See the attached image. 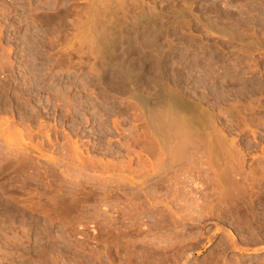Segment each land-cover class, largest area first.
<instances>
[{
    "label": "rangeland",
    "instance_id": "obj_1",
    "mask_svg": "<svg viewBox=\"0 0 264 264\" xmlns=\"http://www.w3.org/2000/svg\"><path fill=\"white\" fill-rule=\"evenodd\" d=\"M121 3L125 5L122 7ZM117 4L121 5L122 11H118ZM141 4L145 11L140 7ZM151 7L154 8H152L153 11L163 12L165 15L159 17L156 12L153 13L158 17L150 15ZM196 7L199 9L197 10ZM186 9L188 11H185ZM147 10L148 13L151 11L148 15L152 17L145 16L149 19L155 17L152 23L159 22L158 24L151 25L149 19L146 22L145 16L146 21L140 22L141 20L137 19V15L141 18ZM182 10L184 15L180 14ZM112 12L115 13L114 15H118L117 12H119V15H116L117 21ZM121 15L129 20L126 18L124 21ZM185 15H187L186 18H184ZM134 16L137 21L133 18ZM175 16L179 18L175 19ZM121 20L125 23L131 21V26L127 23L123 25L124 22ZM133 20L135 25L140 24L132 25ZM118 21L122 22L123 26L117 23ZM145 22L150 23L151 27L149 24L144 25ZM118 24L122 30H119ZM128 27L134 29L129 30ZM114 31H117L115 37L111 35ZM121 31L124 37L119 36ZM97 47L99 48L96 49ZM100 47L105 49L103 54L98 55L97 52L102 49ZM113 47L117 50V54L114 49H111ZM112 53L115 54L113 62L110 61L113 58ZM102 55L104 58L109 57L105 58L107 63L101 57ZM96 56H100L98 61H95ZM120 59L123 61L121 62ZM96 62L99 65L102 64L103 68L102 66L99 68L98 64L95 65ZM110 63L116 68L110 67ZM118 64H121L122 68L119 67L120 73ZM91 65L93 68L90 67ZM94 67L99 68L97 69L99 76ZM88 68L93 69L94 71L91 70L93 73H87ZM111 70L115 71L114 74ZM123 70L126 73L131 72L129 74L131 78ZM125 77L129 79L126 80ZM39 78H42V82ZM32 84L42 86L34 89ZM127 85H131L130 90ZM163 87L168 90L167 92H174L173 94L177 97L184 93L180 98L187 100L191 98L189 101L192 103L194 101L195 105H200L199 101H202V107H200L203 111L207 110L209 114L213 112L212 116L215 113L216 126L221 128L224 135L227 134L225 136L227 140L225 139L224 142L226 144L230 142V148L232 146L233 149L235 146L236 151L237 149L243 151L241 161L242 156L228 148L229 145L226 147L224 143L228 149L225 147L226 151L222 149L225 153L231 150L230 154L227 152L229 156L226 155V158L229 157L237 164L241 162L244 167L240 177L237 176L238 181L249 176L247 178L249 181L244 180L243 187L240 185L243 182L240 181L239 189L235 191L237 196L241 197L244 194L245 201L243 200L240 205L242 209L239 206L237 209L229 205L224 207L225 203H219V199L215 197L221 196L218 194L219 191L215 190V192L211 187L206 190L208 183L203 177L200 178L201 184L198 179V191V187L191 188L199 194L192 191L188 199L180 202L177 199H182L181 193L185 188L180 181L182 176L177 181L181 186L179 184L172 186L171 182L176 183V180L170 181L169 178L165 185L159 186L161 188L159 190L158 186L152 189L156 187L155 182L158 179L154 181L155 177H153L149 180L147 176L146 178L140 175L148 169L147 161L145 166V158L154 161L156 157L148 158L146 154L141 153L143 156H140L143 158H138V162V159L136 160L138 156H134L141 152L139 150L141 147L137 148L138 144L132 142L134 139L143 141L146 137H143L146 124L141 114L143 113L141 107L138 104H132L137 103L135 101L137 95L152 93L154 95H150L153 97L157 94H165ZM79 88H81L80 91ZM156 88L161 89L162 92ZM155 90L160 92L156 94ZM57 91H60L58 94H65L58 95ZM18 94L19 97H17ZM148 94L147 96H150ZM82 98H87V101ZM0 100L3 101H0L2 106L0 120L11 118L15 124L18 122L14 128L20 135L16 130L17 136L15 134L12 136L14 132L9 134L14 128L3 134L2 131L5 128L1 124L4 129L0 130V264H141L142 261H139V258L144 259L143 264H264L262 251L264 249V0H0ZM7 101L11 102L10 105ZM25 102L30 106L27 107ZM87 102L91 105L89 106ZM78 104L81 105L78 106ZM94 104L96 109L93 107ZM136 106L139 108H135ZM2 109H6L7 112ZM231 109L236 112L239 110L240 115L239 112H231ZM29 110L31 113L28 112ZM37 111L40 112L39 116ZM131 133L132 135L134 133V136L130 135ZM18 136L19 139L16 138ZM75 151H77L76 154H74ZM127 155L132 162L129 157H126ZM232 155L233 157L236 155L235 159ZM142 159H145L144 163ZM230 159H228L229 163L232 164ZM127 160L128 166L130 165L128 172L125 171L128 167ZM157 160L154 162L156 163ZM80 161L83 164L78 167ZM223 161L222 163L226 162ZM222 165L225 168L226 163ZM131 166L137 171L141 170L133 171ZM139 167L144 168L142 170ZM145 167L146 170H144ZM132 171L137 175H130L133 174ZM127 173L130 174L127 175ZM145 173L148 175L147 172ZM152 180L154 184L150 186ZM142 181L150 183L149 186ZM138 184L141 185H139L140 189ZM246 185L248 189L250 188L249 190L244 189L247 188ZM173 187L177 193L181 187L183 188L177 195V193L174 194ZM252 188L254 190H251ZM206 191L212 195L203 193ZM244 192L249 195L255 194L248 196ZM204 194L209 202L204 199L206 198ZM172 195L176 196L172 197ZM211 196L215 197L214 201ZM146 197L150 199L148 201L151 205L148 201L146 203ZM189 197L201 198L195 203ZM251 197L255 199L254 203ZM151 199H153L152 202H150ZM176 200L181 203V206ZM200 200L208 204L214 202V208H220L219 211L211 206L213 204L210 206L203 204L204 208L209 207H206V210L213 212L210 211L212 217L210 215L206 218V213L209 212L201 206ZM247 202L251 203L247 204ZM186 205L191 212H194V216ZM246 205L248 206L245 207ZM151 206L156 209L151 210ZM195 206L200 211L205 210L203 218H200L202 212ZM193 207L195 210H192ZM221 208L224 211L228 209L230 214L229 212L226 214V211L220 212ZM182 209L184 212L187 209L189 214L186 211L187 214L182 215L183 211H178ZM238 209L239 211H235ZM151 211L153 213H150ZM195 211L197 214L200 213L197 219ZM243 211L248 216H243L245 214ZM174 212L182 215L178 221L184 224H178ZM214 213L215 216H213ZM217 213L218 217H216ZM234 214H237V217L240 216L234 219L232 218ZM247 217L250 219L248 220ZM110 218L113 221L107 220ZM185 218L187 221H184ZM198 219L200 223L196 221ZM241 220H244L243 223ZM174 221L177 222L176 225ZM193 221L196 222L193 223ZM142 242L151 243L155 247L151 244V246L148 244V247L143 244L144 246H141L139 250ZM158 244L161 246H157ZM240 259L244 262L242 263Z\"/></svg>",
    "mask_w": 264,
    "mask_h": 264
},
{
    "label": "bare ground",
    "instance_id": "obj_2",
    "mask_svg": "<svg viewBox=\"0 0 264 264\" xmlns=\"http://www.w3.org/2000/svg\"><path fill=\"white\" fill-rule=\"evenodd\" d=\"M109 1V0H108ZM111 1V0H110ZM116 1V0H115ZM197 1V0H196ZM188 2V1H187ZM125 3V2H124ZM122 4L121 3V5H122V7L125 5V4ZM216 3V2H215ZM98 4H100V3H98ZM119 4V3H118ZM118 4H117V6H118ZM145 4V3H144ZM193 3H191V5H192ZM195 4V3H194ZM120 5V6H121ZM195 5H197V4H195ZM210 5V4H209ZM120 6H118L117 8H118V11L120 10V11H122L123 10V8L121 9V7ZM138 6H140V5H138ZM137 6V7H138ZM146 6V5H145ZM156 6V5H155ZM189 6H190V4H189ZM189 6L187 7V9L189 8ZM193 6V5H192ZM191 6V8H193ZM100 7V6H99ZM109 7V6H108ZM119 7H120V9H119ZM133 7V6H132ZM140 7H142L143 8V4H141V6ZM150 7V6H149ZM154 7V6H153ZM153 7H151V8H149V9H151L152 10V13H151V11H149V13H148V10H147V13L145 12L144 13V15H142V19L141 18H139V15H137L138 16V18L137 19H140L141 21L140 22H142V20H144V21H146V22H148L149 20H151V21H149V22H151L152 23V20L155 18H153V19H149L147 16H149L148 14H150V15H154V13L153 12H156L155 10L153 11ZM105 8V7H104ZM116 8V7H115ZM114 8V9H115ZM116 8V9H117ZM153 8V9H152ZM197 8V7H196ZM208 8V7H207ZM115 9V10H116ZM156 9V8H155ZM185 10V11H188V10ZM199 9V7L197 8V10ZM110 10V9H109ZM114 10V12L116 13V11ZM162 10V9H161ZM184 10V9H183ZM180 11V14L182 13V12H184V11ZM105 11H106V9H105ZM126 12L128 11V10H125ZM124 11V12H125ZM137 11V10H136ZM143 11H145V9L143 8ZM189 11H191L190 9H189ZM193 11H195V10H193ZM205 11V10H204ZM86 12V11H85ZM98 12H99V10H98ZM114 12H112L113 14L112 15H114L115 13ZM161 12V11H160ZM118 13V15H119V12H117ZM157 13V12H156ZM194 13V12H193ZM142 14H143V12H142ZM157 14H159V17H163L162 15H165V14H163V12L162 13H157ZM160 14H161V16H160ZM188 14H189V12H188ZM107 15V14H106ZM117 15V14H116ZM116 15H114L115 16V18H116V21H117V19H118V17H116ZM117 15V16H118ZM123 15H126L127 16V14H125V13H123ZM123 15H121V17L123 16ZM145 15H147V16H145ZM156 15V14H155ZM154 15V16H155ZM181 15H184L183 13L181 14ZM189 15H191V13L189 14ZM197 15V14H196ZM207 15V14H206ZM102 16H104V15H102ZM132 16V15H131ZM141 16V15H140ZM147 17L146 18V20L144 19L145 17ZM186 16L187 15H185V17L184 18H186ZM110 17V16H109ZM150 17V16H149ZM152 17V16H151ZM150 17V18H151ZM156 17H158V15H156ZM173 17V16H172ZM176 17L177 16H175V19H176ZM180 17H183V16H180ZM127 17H125L124 18V16L121 18V19H124V21H126L125 19H126ZM134 19H135V16L133 17ZM165 18V17H164ZM179 17H177V19H178ZM59 19V18H58ZM128 19V18H127ZM149 19V20H148ZM159 19V18H158ZM162 19V18H161ZM174 19V18H173ZM183 19V18H182ZM64 20V19H63ZM62 20V21H63ZM119 20H120V18H119ZM129 20V19H128ZM127 20V21H128ZM162 20H164V19H162ZM222 20V19H221ZM99 21V20H98ZM115 21V20H114ZM121 21H123V20H121ZM123 21V22H124ZM135 21H137L136 19H135ZM134 20H133V22H132V25L134 24L135 25V22ZM139 21V20H138ZM155 21H157V20H155ZM159 21V20H158ZM104 22V21H103ZM146 22L144 23V25L146 24ZM164 22V21H163ZM176 22V21H175ZM113 23V22H112ZM117 23H119V21L117 22ZM122 23V22H121ZM121 23H119L120 25H122ZM127 23V25L129 24L130 26H131V21H130V23L129 22H126ZM126 23L124 22L123 23V25H126ZM156 23V22H155ZM154 23V24H155ZM159 22H157L156 24H158ZM105 24V23H104ZM109 24V23H108ZM111 24V23H110ZM118 24V25H119ZM140 24V23H139ZM138 24V25H139ZM142 24V23H141ZM149 24V26H150V23H148ZM148 24H146V25H148ZM153 23L151 24V25H154ZM114 25V24H113ZM115 25H116V23H115ZM120 25L118 26V27H120ZM122 25V26H123ZM137 25V24H136ZM135 25V26H136ZM137 25V26H138ZM143 25V24H142ZM204 25V24H203ZM149 26H146V27H149ZM117 27V28H118ZM125 27V26H124ZM127 27V26H126ZM132 27H134V26H132ZM131 27V28H132ZM139 27H141V25L139 26ZM138 27V28H139ZM151 27V26H150ZM149 27V28H150ZM153 27V26H152ZM103 28V27H102ZM106 28V27H105ZM114 28H115V26H114ZM122 27H120L119 28V30L121 29ZM129 28V27H128ZM131 28H129V30L131 29ZM207 28V27H206ZM134 28H132V30H133ZM141 29H143V28H141ZM153 29V28H152ZM92 30V29H91ZM119 30H118V32H119ZM122 30V29H121ZM124 30V29H123ZM132 30H131V33H132ZM137 30V29H136ZM139 30V29H138ZM156 30V29H155ZM207 30H208V28H207ZM101 32V31H100ZM104 32V31H103ZM117 32V31H116ZM115 31H114V34H111L113 37H115L116 36V33ZM127 32V31H126ZM160 32V31H159ZM209 32V31H208ZM110 33V32H109ZM113 33V32H112ZM122 33V31L120 32V34ZM129 33V32H128ZM127 33V34H128ZM151 33V32H150ZM156 33V32H155ZM211 33V32H210ZM119 34V36H122L123 35V37H124V34L122 33L121 35ZM127 34H125V35H127ZM130 34V33H129ZM172 34V33H171ZM100 35V34H99ZM117 36H118V33H117ZM118 36V37H119ZM130 36V35H129ZM155 36H157V35H155ZM113 37H111V38H113ZM128 37V36H127ZM132 37V36H131ZM137 38H138V35H137ZM136 38V39H137ZM154 38V37H153ZM152 38V39H153ZM156 38V37H155ZM154 38V39H155ZM94 39V38H93ZM101 39V38H100ZM114 40H115V38H113ZM117 39V38H116ZM120 40H121V37L119 38ZM123 39V38H122ZM125 39V38H124ZM130 39V38H129ZM129 39H127V41L129 40ZM157 39V38H156ZM162 39V38H161ZM114 40H112L113 42H114ZM133 39H131V41H132ZM92 41V40H91ZM116 41V40H115ZM125 41V40H124ZM126 41V42H127ZM156 41V40H155ZM94 42V41H93ZM108 42V41H107ZM118 42H119V40H118ZM121 42H123V41H121ZM173 42V41H172ZM105 43V42H104ZM111 43V42H110ZM116 43V42H115ZM106 44V45H105ZM105 44H103V45H105V46H107V43H105ZM112 44H114V43H112ZM137 44V43H136ZM96 45V44H95ZM115 45V44H114ZM120 45V44H119ZM126 45V44H125ZM129 45V44H128ZM130 45H131V43H130ZM129 45V46H130ZM100 46H101V44H100ZM121 46H122V44H121ZM124 46V45H123ZM127 47V46H126ZM99 47H97L96 49H98ZM100 48H102V47H100ZM120 48V47H119ZM122 48V47H121ZM120 48V49H121ZM123 48H125V47H123ZM129 48V47H128ZM131 48H133V47H131ZM161 48V47H160ZM167 48V47H166ZM103 49H105V48H102V49H99V50H101L100 52H97L98 53V55L100 54H103L102 52H103ZM111 49H114L115 50V48L113 47V48H111ZM98 50V51H99ZM114 50H111L112 52L114 51ZM121 50H125V49H121ZM116 51V54H117V50H115ZM118 51H119V49H118ZM159 51V50H158ZM127 52V51H126ZM115 53V52H114ZM114 53H112L113 54V58L110 60V59H108V60H110L111 62H113L114 60ZM123 53H125V52H123ZM96 54V53H95ZM110 54V53H109ZM160 54V53H159ZM35 55V54H34ZM122 55V54H121ZM104 55H102L101 57L102 58H104L103 57ZM106 56H107V54H106ZM129 56V55H128ZM160 56V55H159ZM97 57V56H96ZM95 57V58H96ZM100 57V56H99ZM99 57H97L96 59H95V61L97 60L98 61V58ZM118 57H119V55H118ZM106 58V57H105ZM105 58L103 59L105 62H106V60H105ZM107 58H109V57H107ZM106 58V59H107ZM116 58V57H115ZM120 58V57H119ZM118 58V59H119ZM130 58V57H129ZM160 59V58H159ZM44 61V60H43ZM51 61V60H50ZM101 61V60H100ZM118 61V60H117ZM120 61L122 62L123 60H121L120 59ZM104 62V63H105ZM109 62V61H108ZM120 62V63H121ZM60 63V62H59ZM107 63V62H106ZM115 64H116V62H114ZM128 63V62H127ZM132 63V62H131ZM134 63V62H133ZM98 63L96 62V64L95 65H97ZM109 64V63H108ZM108 64H107V67H108ZM121 64H123V63H121ZM120 64V65H121ZM32 65V64H31ZM79 65V64H78ZM82 65V64H81ZM99 65V64H98ZM110 67H112V64L110 63ZM114 65V64H113ZM120 65L118 64V68L120 67ZM77 66V65H76ZM101 66H102V64L101 65H99V68H101ZM104 66H105V64H104ZM123 66V65H122ZM125 66V65H124ZM90 67H92L93 68V65H91ZM98 67V66H97ZM115 67V66H114ZM114 67H112V68H114ZM135 67V66H134ZM99 68H96V67H94V70H95V72H97V74H98V70L97 69H99ZM102 68H103V66H102ZM106 68V67H105ZM104 68V69H105ZM116 68V67H115ZM121 68V67H120ZM120 68L118 69V72H119V70H120ZM50 69V68H49ZM111 69V68H110ZM122 69V68H121ZM124 69H125V67H124ZM43 70V69H42ZM47 70V69H46ZM89 70H90V72H89ZM91 70H93V69H89L88 68V72L87 73H91L92 71ZM93 70V71H94ZM97 70V71H96ZM103 70V69H102ZM127 70V69H126ZM142 70V69H141ZM40 71H41V69H40ZM104 71V70H103ZM110 71V70H109ZM124 71V70H123ZM131 71V70H130ZM41 72H43V71H41ZM45 72V71H44ZM48 72V71H47ZM46 72V73H47ZM49 72H50V70H49ZM53 72V71H52ZM51 72V73H52ZM94 72V73H95ZM100 72H101V70H100ZM111 72L114 74V72L115 71H112L111 70ZM117 72V73H118ZM125 72V71H124ZM129 72V71H128ZM126 73V74H128V76H129V74L131 73ZM93 73V72H92ZM102 73V72H101ZM120 73V72H119ZM43 74V73H42ZM57 74V73H56ZM103 74V73H102ZM122 74H123V72H122ZM36 75V74H35ZM41 75V74H40ZM49 75H51V74H49ZM51 76H53V75H51ZM90 76V75H89ZM92 76V75H91ZM97 76H99V74L97 75ZM115 76V75H114ZM42 77V76H41ZM50 77V76H49ZM55 77V76H54ZM54 77H53V79H54ZM101 77V76H100ZM124 77V76H123ZM127 77V76H126ZM126 77L124 78V79H126ZM130 77V76H129ZM51 79H52V77H50ZM101 78H103V77H101ZM100 78V79H101ZM105 78V77H104ZM131 78V77H130ZM40 79V78H39ZM42 79V78H41ZM40 79V81L42 82V80ZM98 79H99V77H98ZM114 79V78H113ZM129 79V78H128ZM128 79H126V80H128ZM57 80V79H56ZM97 80V79H96ZM102 80V79H101ZM125 80V82H127ZM167 80V79H166ZM43 81H46V80H43ZM52 81V80H51ZM106 81H108V79L106 80ZM110 81V80H109ZM37 82V81H36ZM111 82V81H110ZM131 82V81H130ZM141 82H142V80H141ZM27 83V82H26ZM35 83V82H34ZM44 83V82H43ZM46 83V82H45ZM59 83L60 82H58V85H59ZM63 83V82H62ZM161 83V82H160ZM42 84V83H41ZM47 84H48V82H47ZM52 84V83H51ZM63 84H65V83H63ZM112 84H114V83H112ZM29 85V84H28ZM27 85V86H28ZM43 86H44V84H42ZM42 85H39V84H32V86H33V88L35 89V88H37V87H41ZM46 85V84H45ZM56 85V84H55ZM65 85H67V84H65ZM70 85V84H69ZM68 85V86H69ZM71 85H72V83H71ZM73 85H74V83H73ZM77 85V84H76ZM80 85V84H79ZM108 85V84H107ZM163 85V84H162ZM162 85H160V86H162ZM180 85V84H179ZM26 86V85H25ZM52 86H54V85H52ZM60 86V85H59ZM63 86V85H62ZM67 86V87H68ZM85 86V85H84ZM92 86V85H91ZM131 86V85H130ZM130 86H128L127 85V87H128V89H129V87ZM154 86V85H153ZM159 86V87H160ZM46 87V86H45ZM79 87V86H78ZM110 87V86H109ZM164 87H167V86H164ZM164 87L162 88V89H164ZM31 88V87H30ZM49 88H50V86H49ZM54 88V87H53ZM62 88H64V87H62ZM66 88V87H65ZM69 88V87H68ZM74 88V87H73ZM82 88V87H81ZM81 88H79V91H80V89ZM86 88V87H85ZM102 88V87H101ZM131 88V87H130ZM45 89V88H44ZM57 89V88H56ZM61 89V88H60ZM75 89H76V87H75ZM104 89V88H103ZM102 89V90H103ZM106 89V88H105ZM108 89V88H107ZM112 89V88H111ZM140 89V88H139ZM142 89V88H141ZM147 89H149V88H147ZM159 89V88H158ZM157 88H156V90H158ZM178 89H180V88H178ZM45 90H47V89H45ZM59 90V89H58ZM63 90V89H62ZM114 90V89H113ZM130 90V89H129ZM155 90V91H156ZM160 91H161V89H159ZM184 90V89H183ZM30 91V90H29ZM28 91V92H29ZM34 91V90H33ZM67 91H68V93H69V89H67ZM104 91V90H103ZM137 91V90H136ZM136 91H134V94H135V92ZM143 91V90H142ZM146 91V90H145ZM160 91H156V94H157V92H160ZM164 91L166 92L165 94H157V95H155V96H151L150 94H152V93H150V94H148V95H150V96H147V94L145 95V96H147V97H145L143 94V96L142 95H137L136 96V98L137 99H135V101H137V103L136 102H134V101H132V102H134L132 105H136V104H138L141 108L140 109H142L143 110V113H141L143 116H144V120H145V126H146V130L145 129H143L144 131H146L145 132V135H144V131L142 132V134L144 135H142L143 137H145V138H143V141H140V140H135L134 139V141L132 142V143H137L138 145V147L137 148H140L141 147V149H139V150H141V152L140 153H136V154H134L132 151H130V152H132L133 154H134V156L136 155V156H138V157H136V160L139 158L140 159V157H142L143 155L142 154H146V156H148V158L150 157V158H152V157H156V159H154V161H156L157 160V157L159 158L158 160H157V162L155 163L154 161H152V159L151 160H148L147 159V157L145 158V159H142L141 161L143 162V160H145V166H147V162H148V169H150V170H148L147 169V171H145V172H147L148 173V175L144 172V171H141V172H144V174H140L141 176L143 175V176H147L148 177V179L149 180H151V179H153V177H155V179H153L154 181L156 180V179H158V181H156L155 182V185H156V187L155 188H152V189H156L157 188V186L159 187V186H163V184L166 182L167 183V180H169V178H170V181L171 180H176V183H174V181H173V183L171 182V184H172V186H174V185H177V184H179L180 185V182H178L177 183V181L179 180V178H181V176L183 177L182 179H180V181H182L181 182V184H182V186L183 187H185L184 188V190H182V188L183 187H181V189H180V191L182 190V193H181V200H179V199H177L178 201H180V202H182L183 201V199H186L188 196H190V194L192 193V191L194 192V190H192V189H194V188H192V187H198L199 185H198V179H199V184H201L202 182L200 181L201 179L200 178H204V180H206V183H208V186H207V189L206 190H208V187H211V189L212 188H214V191L215 190H217V191H219L218 192V194H220L221 196H219L218 197V195L217 196H215V197H217L218 199H219V203H225V205H224V207H228L227 205H229V206H235V208L237 209L238 208V206L240 207V205H242L241 203H243V200L245 201V199L243 198V196H244V194H243V196H237V195H235V191L237 190V189H239L238 187H239V183H241L240 181H242L243 183H241L240 185L243 187L244 185H242V184H244V180H246V181H249V179L247 180V178H249V176L248 177H246V178H244L243 180H240V181H238V177L237 176H239L240 174H242V172H243V166L241 165V162L240 163H234L233 162V160L232 159H230L229 157H227L226 158V155H228L227 154V152L229 153V151H231V150H235L236 151V149H235V146H233L234 148L232 149V146H231V148H230V142H229V144L227 143H225L224 141H225V139H226V135H224L223 133V131L222 130H220L221 128H219L218 126H216V122H215V120L217 119L216 117H215V119H214V114H213V116H212V113H208V112H206L207 110V108H204L206 111H203V109L201 108L202 107V101H199L201 104L200 105H195L196 103H194V101H193V103L192 102H190L191 100V98L189 99V100H187L186 98H180L181 96H182V94H184V93H182L181 94V96L180 97H177L176 96V94H173L174 92H172L171 93V91L170 92H167L168 90H166V88L164 89ZM32 92V91H31ZM50 92V91H49ZM52 92V91H51ZM60 92V91H59ZM58 91H57V94L59 93ZM82 92V91H81ZM130 91H128V93H129ZM140 92H141V90H140ZM152 92V91H151ZM162 92V91H161ZM20 93V95H21V92H19ZM23 93V92H22ZM132 93H133V90H132ZM144 93V92H143ZM176 93V92H175ZM13 94V93H12ZM63 94H65V93H63ZM62 94V95H63ZM67 94V93H66ZM77 94V93H76ZM75 94V95H76ZM80 94V93H79ZM83 94V93H82ZM113 94V93H112ZM137 94H139V92L137 93ZM187 94V93H186ZM56 95V94H55ZM58 95H61V94H58ZM57 95V96H58ZM61 95V96H62ZM104 95V94H103ZM114 95V94H113ZM116 95V94H115ZM129 95V94H128ZM127 95V96H128ZM132 95V94H131ZM136 95V94H135ZM152 95H154V94H152ZM60 96V97H61ZM68 96H70V95H68ZM83 96H84V94H83ZM100 96V95H99ZM179 96V95H178ZM187 96V95H186ZM189 96V95H188ZM13 97V96H12ZM17 97H19V94H18V96ZM59 97V96H58ZM57 97V98H58ZM76 97V96H75ZM132 97V96H131ZM184 97H185V95H184ZM25 98V97H24ZM55 98V97H54ZM62 98H64V97H62ZM65 98L66 99H68L67 98V96L65 95ZM73 98V97H72ZM80 98H81V96H80ZM79 98V99H80ZM103 98V97H102ZM50 99V98H49ZM59 99V98H58ZM61 99V98H60ZM71 99V98H70ZM79 99H78V102H79ZM82 99H84V100H86L85 98H82ZM105 99H106V97H105ZM109 99V98H108ZM3 100V99H2ZM2 100H0V101H2ZM7 100H8V98H7ZM53 100V99H52ZM52 100H49V101H52ZM77 100V99H76ZM102 100V99H101ZM133 100V99H132ZM208 100V99H207ZM4 101V100H3ZM2 101V102H3ZM11 101H14V100H11ZM20 101V100H19ZM18 101V102H19ZM36 101V100H35ZM59 101V100H58ZM87 101V100H86ZM129 101V100H128ZM8 103H9V105H10V101H7ZM7 102H5V103H7ZM15 102V101H14ZM57 102V101H56ZM97 102V101H96ZM104 102V101H103ZM198 102V103H199ZM207 102V101H206ZM209 102V101H208ZM4 103V104H5ZM13 103V102H12ZM17 103V102H16ZM16 103H15V105H16ZM24 103V102H23ZM26 103V102H25ZM28 103H31V102H28ZM82 103V102H81ZM84 103H86V102H84ZM93 103V101L91 102V104ZM100 103V102H99ZM3 104V105H4ZM18 104V103H17ZM27 104V103H26ZM26 104H24V105H26ZM49 104V103H48ZM54 104V103H53ZM75 104L77 105V103L75 102ZM87 104L89 105L90 103H88L87 102ZM90 104V105H91ZM103 104V103H102ZM209 104V103H208ZM19 105V104H18ZM28 105V104H27ZM26 105V106H27ZM61 105V104H60ZM81 105V104H80ZM79 104H78V106H80ZM84 105V104H83ZM89 105V106H90ZM97 105V104H96ZM99 105V104H98ZM206 105V104H205ZM204 105V106H205ZM8 106V105H7ZM6 106V107H7ZM30 105H28L27 107H29ZM86 106V105H85ZM110 106V105H109ZM128 106V105H127ZM201 106V107H200ZM203 106V107H204ZM0 107H2V106H0ZM5 107V108H6ZM16 107V106H15ZM18 107H20V106H18ZM32 107V106H31ZM35 107V106H34ZM74 107V106H73ZM92 107V106H91ZM93 107H95V104H94V106ZM105 107V106H104ZM206 107V106H205ZM236 107V106H235ZM17 108V107H16ZM87 108V107H86ZM106 108V107H105ZM135 108H139L138 106H136ZM225 108V107H224ZM236 108H238V107H236ZM1 109V108H0ZM15 109V108H14ZM14 109H12V110H14ZM20 109H22L21 107H20ZM29 109V108H28ZM33 110H36V109H34V108H32ZM56 109V108H55ZM74 109V108H73ZM76 109H77V107H76ZM94 109H96V107L94 108ZM233 109H234V106H233ZM239 109V108H238ZM3 110V109H2ZM5 111H6V109H4ZM3 110V111H4ZM7 110H9L8 108H7ZM16 111H17V109H15ZM19 110V109H18ZM24 110V109H23ZM32 110V111H33ZM38 110V109H37ZM85 110V109H84ZM101 110V109H100ZM227 110V109H226ZM232 110V109H231ZM235 110V109H234ZM234 110H232L231 112H233ZM20 111V110H19ZM73 111V110H72ZM81 111V110H80ZM117 111V110H116ZM139 111V110H138ZM141 111V110H140ZM139 111V112H140ZM213 111V110H212ZM2 112V111H1ZM7 112V111H6ZM24 112V111H23ZM28 112H30V110L28 111ZM34 112H36V111H34ZM37 112H39V111H37ZM83 112V111H82ZM135 112V111H134ZM234 112H236V111H234ZM237 112H239V115H240V111L239 110H237ZM236 112V113H237ZM12 113H14V111L12 112ZM17 113V112H16ZM20 114H21V112H19ZM27 113V112H26ZM31 113V112H30ZM29 113V114H30ZM73 113V112H72ZM99 113V112H98ZM103 113V112H102ZM32 114H33V112H32ZM100 114V113H99ZM232 114V113H231ZM34 115V114H33ZM36 115V114H35ZM38 116L40 115V112H39V114H37ZM75 115V114H74ZM104 115V114H103ZM106 115V114H105ZM133 115V114H132ZM141 115V116H142ZM230 115V114H229ZM17 116V115H16ZM16 116H15V118H16ZM98 116V115H97ZM140 116V117H141ZM142 116V117H143ZM216 116V115H215ZM12 117V116H11ZM19 117H21L20 115H19ZM18 117V118H19ZM27 117V116H26ZM26 117H24V118H26ZM102 117V116H101ZM100 117V118H101ZM218 117V116H217ZM23 118V117H22ZM79 118V117H78ZM99 118V117H98ZM99 118V119H100ZM140 119V118H139ZM2 120V119H1ZM0 120V121H1ZM15 120V119H14ZM17 120V119H16ZM15 120V121H16ZM24 119H22V121H23ZM20 121V120H19ZM100 121V120H99ZM18 123V122H17ZM17 123L15 124L14 123V121L11 119V118H7V119H5L4 118V120L3 121H1L0 122V127H1V124H2V127H4V128H0V130L2 129H4V131H2L3 132V134L5 133V131H11L16 125H17ZM35 123V122H34ZM231 123V122H230ZM23 124V123H22ZM27 124V123H26ZM32 124V123H31ZM219 124H220V122H219ZM247 124V123H246ZM18 125H20V124H18ZM250 125V124H249ZM134 126V125H133ZM137 126V125H136ZM119 127V126H118ZM221 127V126H220ZM16 128V127H15ZM13 129L11 132H9V134L11 135L13 132V134H12V136L15 134V133H17L18 132V135H19V131H17L16 129ZM145 128V127H144ZM219 128V129H218ZM233 128V127H232ZM222 129H224V128H222ZM15 130L17 131V132H15ZM141 131V130H140ZM253 131V130H252ZM1 132V131H0ZM37 132V131H36ZM226 132V131H225ZM120 133V132H119ZM2 134V135H3ZM6 134V133H5ZM22 134H23V132H22ZM37 134V133H36ZM39 134V133H38ZM138 134V133H137ZM16 136H17V134H15ZM25 135V134H24ZM23 135V136H24ZM35 135V134H34ZM130 135H132V133L130 134ZM138 135H140V134H138ZM137 135V136H138ZM20 136V135H19ZM19 136L18 137H16V138H18L19 139ZM28 136H29V134H28ZM124 136V135H123ZM132 136H134V133H133V135ZM141 137V136H140ZM28 138V137H27ZM31 138V137H30ZM137 138V137H136ZM109 139V138H108ZM137 139H139V136H138V138ZM141 139H142V137H141ZM16 140V139H15ZM50 140V139H49ZM227 140V139H226ZM33 141V140H32ZM15 142H18V141H15ZM227 142V141H226ZM232 142V141H231ZM51 143V142H50ZM129 143V142H128ZM224 143L226 144V147H227V145H229V147L228 148H230L231 150H229V151H227L226 153L223 151V150H225L226 151V149H228V148H226L225 147V145H224ZM52 144H53V142H52ZM74 144H76V143H74ZM233 144V143H232ZM128 145V144H127ZM123 146V145H122ZM125 146V145H124ZM131 146V145H130ZM140 146V147H139ZM134 147H136V146H134ZM224 147L226 148V149H224ZM237 147V146H236ZM125 148H127V150H129L128 149V147L127 146H125ZM124 148V149H125ZM75 150L77 149V147L75 146V148H74ZM79 149V148H78ZM223 149V150H222ZM131 150H133V148L131 149ZM6 151V150H5ZM223 151V152H222ZM234 151V152H235ZM74 152V151H73ZM76 152L77 151H75V153L74 154H76ZM115 152V151H114ZM126 152H128V151H126ZM129 152V153H130ZM134 152H135V150H134ZM234 152H233V154H234ZM238 152V154H240L241 156L243 155V151H238V149H237V151L235 152V153H237ZM70 153V152H69ZM117 153H118V151H117ZM116 153V154H117ZM128 153V154H129ZM142 153V154H141ZM224 153V154H223ZM78 154V153H77ZM81 154V153H80ZM119 154H120V152H119ZM230 154V153H229ZM231 154H232V152H231ZM238 154H236L237 155V157H239V155ZM8 155V154H7ZM68 155V154H67ZM72 155V154H71ZM131 155V154H130ZM140 155H142V156H140ZM223 155H225L224 157H225V160L224 161H226V159L228 160V159H230V160H232V164L231 163H229V160L228 161H226V162H224L223 161V159H224V157H223ZM236 155H234V157H233V155H232V157L235 159V156ZM4 156V155H3ZM23 156V155H22ZM77 156V155H76ZM76 156H74V157H76ZM122 156V155H121ZM229 156V155H228ZM81 157V156H80ZM117 157V156H116ZM126 157H129V155H127ZM230 157H231V155H230ZM77 158H79V156L77 157ZM77 158H76V160H77ZM130 158V157H129ZM143 158V157H142ZM223 158V159H222ZM244 158H245V156H244ZM84 159V158H83ZM128 159V158H127ZM135 159V158H134ZM139 159L137 160L138 162H139ZM242 159H243V156H242V158L240 159L241 161H242ZM4 160V159H3ZM25 160V159H24ZM80 160V159H79ZM130 161H131V158L129 159ZM132 160H133V158H132ZM238 162L240 161V160H238V159H236ZM71 161H73V160H71ZM135 161V160H134ZM147 161V162H146ZM222 161L224 162V163H226V165H225V168H224V166L222 165V164H224V163H222ZM84 162V161H83ZM87 162V161H86ZM85 162V163H86ZM122 162V161H121ZM132 162V161H131ZM131 162H130V164H131ZM155 164H154V163ZM228 162V163H227ZM231 162V161H230ZM13 163V162H12ZM84 163V164H85ZM107 163V162H106ZM109 163V162H108ZM126 163V162H125ZM134 163H136L137 164V162H134ZM144 163V162H143ZM14 164V163H13ZM81 164V165H80ZM80 166L78 165V167H81L82 166V164L83 163H81V161H80ZM87 164V163H86ZM112 164V163H111ZM115 164H117V163H115ZM127 166H128V160H127ZM244 164H246V163H244ZM107 166H108V164H106ZM109 165H110V163H109ZM135 165V164H134ZM140 165H142V164H140ZM5 166V165H4ZM14 166V165H13ZM86 166V165H85ZM85 166H83V168L84 169H86V167ZM105 166V165H104ZM121 166V165H120ZM130 166V165H129ZM129 166L128 167H126V170L125 171H127V169L129 168ZM137 166H139V164L137 165ZM142 166H144V165H142ZM18 167V166H17ZM16 167V168H17ZM132 167V166H131ZM131 167H130V169H131ZM82 168V169H83ZM107 168V167H106ZM109 168V167H108ZM120 168V167H119ZM133 168V171L135 170V168L134 167H132ZM137 168V167H136ZM139 168H142V167H139ZM144 168V167H143ZM143 168H142V170H143ZM15 169V168H14ZM77 169V168H76ZM121 169V168H120ZM141 169H139L138 171H140ZM144 170H146V167H145V169ZM87 171V170H86ZM132 171V172H133ZM135 171H137V169L135 170ZM137 171V172H138ZM104 172V171H103ZM128 172V171H127ZM129 172H131V171H129ZM141 172H139V173H141ZM138 173V174H139ZM253 173V172H252ZM128 174H130V173H127V175ZM134 174H136L137 175V173H134L133 172V174L131 173L130 175H134ZM146 174V175H145ZM247 174V173H246ZM160 175H162V177H160ZM249 175V174H248ZM160 178H159V177ZM250 176H251V173H250ZM254 176V175H253ZM260 176V175H259ZM120 177H122V176H120ZM131 176H129V178H130ZM134 177V176H133ZM146 177V178H147ZM156 177H158V178H156ZM236 177H237V179H236ZM240 177V176H239ZM123 178H124V176H123ZM126 178V177H125ZM251 178H252V176H251ZM251 178H250V180H251ZM119 179V178H118ZM120 179H122V178H120ZM127 179V178H126ZM147 179V180H148ZM254 179V178H253ZM122 180H124V179H122ZM146 180V181H147ZM149 180H148V182H149ZM153 180L151 181V184L150 183H147L146 181L144 182V181H142V182H144V183H146L145 185H147L148 184V186H149V184H150V186H152L154 183H153ZM263 180V179H262ZM121 181V180H120ZM127 181H128V179H127ZM126 181V182H127ZM132 180H130V182H131ZM169 181V182H170ZM169 182H168V184H169ZM201 182V183H200ZM251 182V181H250ZM249 182V183H250ZM125 183V182H124ZM128 183V182H127ZM133 183V182H132ZM143 183V184H144ZM153 183V184H152ZM204 181H203V185H204ZM253 182H251V184H252ZM255 183L256 182H254V185H255ZM129 184V183H128ZM133 184H137V183H133ZM167 184V185H168ZM170 184V185H171ZM246 184V183H245ZM247 184H248V182H247ZM139 185L140 184H138L137 186L139 187ZM165 185V184H164ZM203 185H202V188H203ZM253 185V184H252ZM258 185V184H257ZM141 186V185H140ZM147 186V187H148ZM169 186V185H168ZM181 186V185H180ZM250 186V185H249ZM256 186V185H255ZM145 188H146V186H144ZM144 187H142L143 188V190H144ZM169 187H171V186H169ZM168 187V188H169ZM246 187L247 188H244V189H246V190H249L248 189V186L246 185ZM150 188V187H149ZM149 188H147V189H149ZM175 187H173L172 189H174ZM180 188V187H179ZM179 188H176L177 190L179 189ZM192 188V189H191ZM202 188H200V189H202ZM206 188V187H205ZM254 188V187H253ZM251 189V190H254V189ZM256 188V187H255ZM139 189H140V187H139ZM152 189H151V191H152ZM185 189H187V191L185 190ZM198 189H199V187L197 188V191H198ZM210 189V188H209ZM210 189V190H211ZM261 189V188H260ZM150 190V189H149ZM159 190H161V188L159 187ZM175 190V189H174ZM203 190L205 191V189L203 188ZM203 190H199V191H203ZM245 190V192H247ZM171 191V190H170ZM179 191V192H180ZM213 190H211V192H212ZM238 191V190H237ZM241 190H239V194H241V192H240ZM155 192H156V190H155ZM168 192V191H167ZM174 192V191H173ZM179 192L177 193L176 192V190H175V193L174 194H176L177 193V195L179 194ZM216 192V191H215ZM244 192V193H245ZM137 193V192H136ZM135 193V194H136ZM151 193V192H150ZM194 193H198L199 194V192H194ZM193 193V194H194ZM201 193V192H200ZM203 193H208L209 194V192H203ZM212 193H214V192H212ZM212 193L211 194H209V196L210 195H212ZM259 193V192H258ZM143 194V193H142ZM168 194V193H167ZM173 194V193H172ZM204 194V195H205ZM207 194V195H208ZM237 194H238V192H237ZM255 194V193H254ZM254 194H251V195H249L248 193H245V195H248V196H252V195H254ZM138 195V194H137ZM149 195H151V194H149ZM148 195V196H149ZM157 195V194H156ZM170 195V194H169ZM195 195H197V194H195ZM141 196V195H140ZM152 196H153V194H152ZM152 196H150V197H152ZM171 196V195H170ZM174 195H172V197H173ZM176 196V195H175ZM174 196V197H175ZM206 196V195H205ZM259 196V195H258ZM143 197H145V196H143ZM180 197V196H179ZM201 197H204V196H201ZM200 197V198H201ZM211 197H213V196H211ZM215 197H213V200L212 201H214L215 199ZM256 197V196H255ZM260 197V196H259ZM137 198V197H136ZM147 198V197H146ZM177 198V197H176ZM190 199H192L195 203L200 199H197V197H195V199L194 198H191V197H189ZM207 196H206V198L204 197V199L206 200V201H208L207 200ZM245 198H247V197H245ZM250 198V197H249ZM251 198H253V197H251ZM153 199H155L156 200V198H154L153 197ZM153 199H151V201L150 202H152V200ZM158 199V198H157ZM188 199V198H187ZM190 199H189V201H190ZM204 199H202V200H204ZM248 199V198H247ZM257 199V198H256ZM263 199V198H262ZM131 200V199H130ZM148 200H150L149 198H147V200H146V203H147V201ZM169 200V199H168ZM173 200H174V198H173ZM173 200H172V203H173ZM176 200V201H177ZM191 200V201H192ZM252 200V199H251ZM254 198H253V202L252 203H254ZM157 201V200H156ZM156 201H154V202H156ZM175 201V202H176ZM177 201V202H178ZM201 201V200H200ZM199 201V202H200ZM250 201V200H249ZM153 202V203H154ZM174 202V204H176ZM180 202H178L179 203V206H181L180 204ZM185 202V201H184ZM204 201H201L200 203H202V207H203V204H208V202L207 203H203ZM215 202H218V201H215ZM148 203H149V201H148ZM158 203V202H157ZM159 203H161V202H159ZM163 203V202H162ZM189 203V202H188ZM188 203H187V205H188ZM191 203V202H190ZM194 203V204H195ZM214 202H211L210 204H213ZM245 203V202H244ZM249 203H251V202H247V204H249ZM258 203V202H257ZM155 204V203H154ZM173 204V205H174ZM184 204V203H183ZM182 204V205H183ZM193 204V203H192ZM199 204V203H198ZM210 204H208L209 206H210ZM149 205H151V203H149ZM185 205V204H184ZM186 205V206H187ZM190 205V204H189ZM222 205V204H221ZM256 205H258V204H256ZM153 206H156V205H153ZM166 206V205H165ZM178 206V205H177ZM191 206V205H190ZM196 206H198V205H196ZM195 206V208H197ZM205 206V205H204ZM213 208L215 207L214 206V204L213 205H211ZM219 206V205H218ZM248 205H246L245 207H247ZM252 207H253V205H251ZM169 207V206H168ZM188 207V206H187ZM199 207V206H198ZM201 207V209H203ZM207 207V206H206ZM206 207L204 208L205 210H206ZM212 207L210 208V209H212ZM219 207H221V206H219ZM223 207V208H224ZM152 208H153V210L154 209H156V208H154V207H152L151 206V210H152ZM178 208V207H177ZM182 208H183V206H182ZM185 208V207H184ZM200 208V207H199ZM207 208H209V207H207ZM216 208H217V204H216ZM223 208H221L222 210H220V212L222 211H224L223 210ZM231 208V207H230ZM241 208V207H240ZM255 208H257V207H255ZM149 209V208H148ZM169 209H170V207H169ZM179 209H181V208H179ZM188 210H189V212H191V210L189 209V207L187 208ZM186 209V211L188 212V210ZM209 209V210H210ZM215 209V208H214ZM213 209V210H214ZM218 209V208H217ZM217 209H215V210H217ZM220 209V208H219ZM219 209H218V211H219ZM234 209V208H233ZM242 209V208H241ZM244 209V208H243ZM247 209H249V211H251L250 210V208H247ZM144 210V209H143ZM172 210H173V206H172ZM192 210H195L194 209V207H193V209ZM197 210H198V208H197ZM205 210H203V211H205ZM214 210V211H215ZM228 210V209H227ZM225 210L226 211V214H227V212H229V214H230V211L228 210ZM245 210H246V208H245ZM255 210V209H254ZM138 211V210H137ZM146 211V210H145ZM148 211V210H147ZM156 211V210H155ZM170 211V213H172V211L171 210H169ZM175 211V210H174ZM178 211H183V209L182 210H178ZM185 211V212H186ZM198 211H200V210H198ZM202 210L200 211V212H202V215H201V217L200 218H203L202 216L204 215V212H203ZM207 212H209L210 213V211H208V210H206ZM224 211V212H225ZM235 211H239V209L238 210H235ZM253 211V210H252ZM131 212H132V210H131ZM143 212V211H142ZM141 212V213H142ZM149 212V211H148ZM147 212V213H148ZM175 212H177V211H175ZM174 212V213H175ZM184 211L182 212V215H184V214H187V212L185 213ZM189 212H188V214H189ZM196 212V211H195ZM223 212V213H224ZM248 212V211H247ZM255 212V211H254ZM150 213H153L152 211L150 212ZM149 213V214H150ZM155 213V212H154ZM179 213V212H178ZM193 213V214H192ZM209 213H206L207 215V217L206 218H209V216L210 217H212V214L211 213H213L212 211H211V213L209 214ZM216 213V212H215ZM215 213H214V215L213 216H215ZM219 213V212H218ZM218 213H217V216L216 217H218ZM231 213H235V212H231ZM243 213H245V214H243V216L245 215V217H246V212H244L243 211ZM252 213V212H251ZM129 215H130V213H128ZM135 214V213H134ZM140 214V213H139ZM144 214V213H143ZM149 214H147V215H149ZM173 214V213H172ZM191 214L194 216V212L192 211L191 212ZM195 214H197V212L195 213ZM198 214H200V213H198ZM197 214V216H195V218L197 217H199V215ZM209 214V215H208ZM239 214V213H238ZM242 214V213H241ZM252 214H254V213H252ZM129 215H127L126 214V216H129ZM132 215V214H131ZM141 215V214H140ZM175 215H176V217H177V221H178V219H180L181 217H182V215L181 214H179V215H177V213H175ZM222 215V214H221ZM225 215V214H224ZM235 216L237 215V214H234ZM234 215H233V217L232 218H238L237 216L236 217H234ZM142 216V215H141ZM161 216V215H160ZM185 216V215H184ZM183 216V217H184ZM187 216V215H186ZM230 216H232V215H230ZM248 216V215H247ZM249 216H252V215H249ZM124 217H125V215H124ZM132 217V216H131ZM175 216H173V218H174ZM188 217V216H187ZM186 217V218H187ZM215 217V218H216ZM221 217H223V216H221ZM252 217H254V216H252ZM123 218V217H122ZM126 219H127V217H125ZM129 218V217H128ZM145 218V217H144ZM147 218H149V217H147ZM185 218V220L184 221H187V219ZM189 218L191 219V217L189 216ZM189 218H188V220H189ZM192 218H194V217H192ZM196 218V219H197ZM199 218V219H200ZM205 218V219H206ZM214 218V219H215ZM243 218V217H242ZM257 218V217H256ZM105 219V218H104ZM110 219H112V218H110ZM110 219H107V220H109V221H113V219L112 220H110ZM196 220V221H199V223H200V220ZM225 219V218H224ZM229 219V218H228ZM231 219V218H230ZM229 219V220H230ZM234 219H231V220H234ZM241 219V218H240ZM245 219V218H244ZM247 219L249 220L250 218H248L247 217ZM106 220V219H105ZM143 220V219H142ZM164 220V219H163ZM174 220H175V218H174ZM181 220H183V219H181ZM191 220H193V219H191ZM191 220H190V222H191ZM195 220V219H194ZM208 220V219H207ZM206 220V221H207ZM209 220H212V219H209ZM216 220V219H215ZM222 220V219H221ZM221 220H220V223H221ZM225 220H227V218L225 219ZM247 220V221H248ZM115 221H117V219H115ZM114 221V222H115ZM176 221V220H175ZM173 222L174 224L175 223H177V222ZM180 221V220H179ZM178 221V222H179ZM196 221H193V223L194 222H196ZM239 222H240V220H238ZM242 221H244V220H241V222ZM150 222V221H149ZM181 222V221H180ZM178 223L179 225L180 224H184V223ZM183 222V221H182ZM205 222V221H204ZM234 222V221H233ZM246 222V221H245ZM249 222V221H248ZM247 222V223H248ZM252 222V221H251ZM167 223V222H166ZM172 223V224H173ZM186 223V222H185ZM235 223V222H234ZM243 223V222H242ZM177 224V225H178ZM189 224H192V223H189ZM239 224V223H238ZM245 224V223H244ZM176 225V224H175ZM231 225H233V224H231ZM241 225V224H240ZM250 225H251V223H250ZM194 226V225H193ZM245 226V225H244ZM247 226V225H246ZM174 227H177V226H174ZM242 227V226H241ZM141 228V227H140ZM245 228V227H244ZM246 228H248V226L246 227ZM147 229V228H146ZM173 230V229H172ZM240 230H241V228H240ZM244 230V229H243ZM145 231V230H144ZM242 232V231H241ZM245 232V231H244ZM179 234V233H178ZM252 234V233H251ZM139 235V234H138ZM231 240V239H230ZM229 240V241H230ZM234 240L232 239V242H233ZM152 242V241H151ZM236 242V241H235ZM234 242V243H235ZM231 243V242H230ZM233 243V244H234ZM134 244V243H133ZM133 244L131 245V246H133ZM139 244H141V243H139ZM143 244H145V243H143L142 242V245H140V249L139 250H141V246H144ZM149 244V243H148ZM148 244H145V246H147ZM151 244V243H150ZM148 245V246H151V245H153V244H151V245ZM232 244V243H231ZM134 246H135V244H134ZM147 246V247H148ZM154 246V245H153ZM157 246H161V245H157ZM233 246V245H232ZM231 246V247H232ZM146 247V248H147ZM155 247V246H154ZM143 248H145V247H143ZM159 249H162V248H164V247H162V248H160V247H158ZM235 248V247H234ZM46 249V248H45ZM137 249V248H136ZM149 249H151L150 247H149ZM152 249H153V247H152ZM165 249V248H164ZM163 249V250H164ZM233 249V248H232ZM138 250V249H137ZM138 250V251H139ZM143 251V250H142ZM156 252H157V250H155ZM154 251V252H155ZM159 251V253H160V250H158ZM262 251L264 252V249H262ZM164 252V251H163ZM162 252V253H163ZM154 254V253H153ZM155 256V255H154ZM139 257H141V256H139ZM138 257V258H139ZM156 257H157V254H156ZM127 258V257H126ZM140 259H142V258H139V261H142L141 262V264H143V260H140ZM158 259V258H157ZM164 259V258H163ZM138 260V259H137ZM160 260V259H159ZM170 260V259H169ZM241 260V262H242V259H240ZM264 260V259H263ZM146 262V261H145ZM163 262V261H162ZM243 262H244V260H243ZM242 262V263H243ZM166 263V262H165ZM148 264V263H147ZM154 264V263H153Z\"/></svg>",
    "mask_w": 264,
    "mask_h": 264
}]
</instances>
